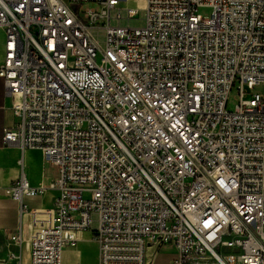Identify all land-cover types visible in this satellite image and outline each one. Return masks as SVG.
I'll return each mask as SVG.
<instances>
[{"label":"built area","instance_id":"built-area-1","mask_svg":"<svg viewBox=\"0 0 264 264\" xmlns=\"http://www.w3.org/2000/svg\"><path fill=\"white\" fill-rule=\"evenodd\" d=\"M112 9H145L146 24L112 26ZM0 26L18 117L4 142L60 170L5 188L27 216L29 264H62L89 230L100 264H150L164 246L175 264H264V0H0ZM48 189L54 204L27 210Z\"/></svg>","mask_w":264,"mask_h":264},{"label":"crops","instance_id":"crops-1","mask_svg":"<svg viewBox=\"0 0 264 264\" xmlns=\"http://www.w3.org/2000/svg\"><path fill=\"white\" fill-rule=\"evenodd\" d=\"M5 57V30L0 26V65ZM13 98L6 94L4 79L0 76V264H17L9 258L10 253L22 254L23 264H29L27 245V216L22 204L9 196L5 188L17 181L24 172L30 184L35 187L48 185L53 180L44 174V159L39 150L22 151L20 148L7 146L4 142V130L15 124L18 117L13 112ZM38 153L39 155L35 154ZM48 163V162H47ZM58 190L48 189L34 197L25 196L27 210L51 207ZM24 241H18L19 234ZM150 264H175L178 252L173 246H164L159 251L150 250ZM62 264H100L99 245L92 230L81 233L75 244L62 252ZM187 264H221L214 258L192 260Z\"/></svg>","mask_w":264,"mask_h":264},{"label":"rangeland","instance_id":"rangeland-1","mask_svg":"<svg viewBox=\"0 0 264 264\" xmlns=\"http://www.w3.org/2000/svg\"><path fill=\"white\" fill-rule=\"evenodd\" d=\"M136 5H137V3L135 1H131L128 4H125V6H130V7H135ZM87 6H95L99 12L102 11V9H103L101 6H97L95 4H87V5H84L83 8H85ZM200 12L203 13L204 15H209L211 13V9L210 8H201ZM119 14H121V16H122L121 19L118 18ZM111 16H112V20H111L112 26L121 25V26H130V27L142 28L146 24L147 11L145 9H141L139 11V14L137 17L129 18L127 10L112 9ZM106 23H107V19H105V18L100 19V21H99V27L100 28L93 30L94 35L98 38V40L100 41V43L103 46L106 45V32L102 27H104ZM252 91L263 92V85H257ZM238 103H239L238 91H237L236 87H234L231 94H230V98H229V102H228L229 109H231V110L235 109V107ZM35 154L39 155L38 153H35ZM43 167H44V174L48 178L52 179L53 181H56L59 178L60 170H59L58 166H55L51 163H47L44 161ZM85 187L91 188L92 185L87 184V185H85ZM92 216H93V220H94L93 228L96 229L98 226V213L94 212Z\"/></svg>","mask_w":264,"mask_h":264}]
</instances>
